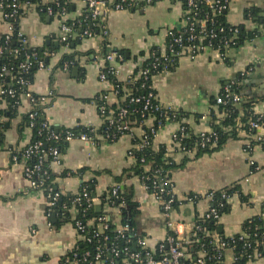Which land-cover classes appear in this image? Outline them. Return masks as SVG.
Instances as JSON below:
<instances>
[{
    "label": "crops",
    "instance_id": "crops-1",
    "mask_svg": "<svg viewBox=\"0 0 264 264\" xmlns=\"http://www.w3.org/2000/svg\"><path fill=\"white\" fill-rule=\"evenodd\" d=\"M3 1L0 0V6ZM54 1L28 0L29 5L20 19L19 29L30 49L49 46L54 49L53 53L46 54L47 66L36 72L30 92L46 98L43 116L50 125L70 130L84 126L98 132L91 143L68 142L60 160L51 163L56 188L63 194L77 195L82 184L93 183L96 211L103 210L119 228L122 211L104 206L102 202L108 191L120 184L137 205L138 214L133 220L135 232L144 236L146 246L155 251L168 239V221L178 224L182 238L190 237L197 221L213 209L211 193L238 184L245 200L240 195L229 198L230 211L220 217L218 225L219 233L226 238L243 235L244 224L264 214V145L260 143L246 150L257 138L264 141V0L232 1L227 12L228 23L259 34L242 47L231 50L227 60L216 51L208 50L195 59L181 57L175 70L153 78L158 104L185 115L181 121H170L162 126L152 143L156 151L161 147L170 149L169 154L178 167L169 179L178 205L168 216L139 178L124 176L136 164L133 150L138 147L134 140H141L147 130L155 126V119L149 117L134 126L132 135H122L115 141L106 140L99 133L105 120L96 97L105 94L109 106L118 105L120 101L114 83L100 80V63H95L94 56H100L106 48V52L120 53L123 60L116 59L109 64L118 71L116 80L128 83L153 49L157 48L161 54L165 52L168 33L184 27L182 4L159 0L144 8L112 11L106 20L109 31L106 40L97 35L63 46L59 40L61 21L39 12L40 6ZM105 1L112 7L116 0ZM70 2L66 20L72 22L84 15L86 5L83 0ZM251 9L259 10L261 23L246 19V11ZM7 32L0 7V40ZM66 57L74 62L70 69L61 68ZM232 84L239 86V93L235 94L239 102L251 101L254 114L263 120L255 129L256 134L241 130L240 122L239 138L228 140L212 153L196 159L195 153L192 157L175 153L174 137L183 125L194 135L210 134L214 126L219 125L225 115L220 111L217 98ZM3 108L7 110L6 103L0 105V110ZM28 110L29 103L24 98L15 117L2 116L5 128L0 131V264H60L80 236L71 222L56 226V219L49 220L47 197L31 187L25 177L26 161L23 156V159L19 157L33 138L31 129L21 128ZM122 177L123 181L118 183ZM190 196L197 198L188 201ZM235 260V254L229 250L217 264H235ZM244 264H264V248L263 253H256Z\"/></svg>",
    "mask_w": 264,
    "mask_h": 264
},
{
    "label": "trees",
    "instance_id": "trees-1",
    "mask_svg": "<svg viewBox=\"0 0 264 264\" xmlns=\"http://www.w3.org/2000/svg\"><path fill=\"white\" fill-rule=\"evenodd\" d=\"M9 3H11L13 0H5ZM4 3L6 4L7 2ZM21 2H28V0H20ZM118 1V0H116ZM115 1V2H116ZM221 3L224 2V0H219ZM183 10L189 11L188 17L191 19L193 23V33L198 38L203 34L207 35V38L202 43L205 47H211L213 50H219L227 60L228 56L227 54L231 50L238 49L242 47L247 41H251L252 39L256 38L258 36V32H248L244 30L242 27H235L228 23L227 21V12H217L216 14L213 13L212 8L206 3V0H194V6L191 8L188 5V0H181ZM59 4V5H58ZM48 8H51L54 12V14L61 15L63 12L68 14L71 10V2H68L67 0H58V3L54 2L52 4H49L47 6H40L39 12L42 16H48ZM8 12V11H7ZM23 13L22 11L19 12L21 15ZM259 10L251 9L246 11V19L256 21L261 23V18L259 17ZM24 16V14H23ZM19 17V16H18ZM53 18V17H52ZM206 20V29L203 30L200 21ZM69 25L73 27L74 33L76 34L75 39H71L69 41L70 46L72 43H78L76 40H81L84 38V32L85 31H91L94 24H96V20H93L91 18L90 12L86 9V12L83 16L79 17L77 20L73 22H68ZM19 24L20 19H17L16 21V29L19 30ZM191 24V23H190ZM93 33L96 34L99 30L98 27H93ZM190 27L189 25L186 27H183L180 30H172L171 35L168 36L167 39V46L171 44V42L174 40V38L178 36H183L184 42L183 45H188L186 43V39L190 35L189 31ZM60 40V39H59ZM76 41V42H75ZM61 42V41H60ZM226 43L228 44V48L226 49ZM63 46V44L61 42ZM193 44L200 45L199 39H196ZM106 47L108 46V42L106 41ZM0 48H3V54L0 56V71L3 68H6V72L4 74V77L2 78V82L7 84L12 81V76L19 77V66L23 63L29 62L31 64V68L27 74H24L23 77L26 81H28V88L22 87L18 84H16V81H13L12 90L15 91L16 96L15 98H12L10 95H6L3 97V100L7 104V110L3 108V110H0V115L9 117L10 119L15 117L18 114V109L20 106V97L21 95L25 94L29 87L33 85L34 76L36 72L39 70V63H43L44 66H47L46 64V54L49 55V53H53L54 49L52 47H48L47 49H29L26 46H23L21 43V39L17 37V31H15L14 35L12 36V40L7 42L6 36L2 37L0 40ZM19 50V54L15 55L14 51ZM176 52L180 50V46L177 45L175 48ZM107 51V48L103 50L102 52L105 54ZM33 53H37V60H27L26 55H30ZM119 55H121L119 53ZM122 56V55H121ZM96 57V56H94ZM73 62V60L69 57L64 58V60L61 63V68H63L65 63ZM178 64V59L171 56V54H168L167 59L165 60L162 57V54L159 52L157 48L153 49L152 52L149 55L148 60L142 65V68L144 70L148 71L147 78L141 76L140 78L135 80V75L138 74L139 69L136 71L133 78H131L128 83L123 84L121 82H118L115 78V76L112 74L113 67L110 66L109 63H106L105 65V72L107 73L108 79L114 83L115 91L118 92V99L119 104L115 106H109L108 103L104 99H100V96H97L95 99V102L97 103L98 107L102 105H106L107 111L106 116H108L111 112L118 113L119 107L127 106L129 110V116L128 119L132 123L133 127L139 126L141 123H143L145 120H147L149 117H154L155 119V126L147 130V136L150 138V140L153 143V140L155 138L156 133L158 130L164 126L167 122L170 121H181L183 119L182 113H175L170 110H166L162 108L161 111H155L154 108H150L149 111H144V100L138 104L131 103V99H138V98H144L147 99L149 94L157 95L156 91L153 89V77L161 74L164 71L172 72L175 70L176 66ZM239 86L238 84H232L230 88V93L228 94L229 97H227L226 93H222L225 98V104H219L220 105V111L225 117L221 120H219V125L214 126V131L210 134H205V137L202 135H194L189 132L188 128L183 125L184 128V135L180 133L178 135V142L181 143L182 147L187 152L188 150H194V158H199L200 156L208 153H212L218 149H220L223 145L226 144V142L230 139H238L239 138V131L240 128L238 124L241 122L242 129L246 131L248 134H256L255 129L251 128V122H256L258 125L263 123V120L261 117H258L253 112V103L251 101L247 103L243 102H234L232 99V95H235L239 93ZM37 99L41 98L39 96L34 95ZM105 96V94L103 95ZM158 103V101H157ZM154 102L153 104H157ZM46 108V105L44 106H36L34 108V112H37L39 116L34 121L35 127L32 129L33 132V143L37 142H43L44 146L42 147V157H43V167L42 170H49L50 171V165L52 163V158L49 156V150L51 148L58 149L60 155H62L66 149V146L68 145V142L66 141L67 132L70 131L74 134L75 137H79L82 134H85L89 137L94 138L96 134H98L97 131H94L91 128H87L84 126H77L74 129H65L60 127L52 126L44 119L43 111ZM242 115V116H241ZM29 114H25L23 117V122L21 125V128L27 127L29 128L31 124V120L29 118ZM241 116V118H240ZM214 117H216L214 115ZM216 119V118H215ZM240 119V120H239ZM261 119V120H260ZM260 120V121H259ZM44 123H47L49 125L48 129H42V125ZM5 124H0V131L4 130ZM152 131H155V134L152 133ZM228 131V132H227ZM116 132V128H110L108 124H105L101 131L99 133L102 134V136H106L107 134H112ZM52 135L58 137L57 139H54ZM213 135V136H212ZM215 135V136H214ZM2 135L0 132V144H1ZM117 140V139H116ZM111 141V140H110ZM204 141H206L205 145H203ZM264 142V141H263ZM142 144V139H136L134 140V145L136 147H139ZM257 141H251L250 144L246 147L247 151H250L254 145H258ZM261 145H264V143H261ZM177 152V150H175ZM23 153H21L20 159H23ZM170 149L167 147H161L160 150L156 151L153 148V145L151 144L148 147H143L141 149L136 148L133 150V155L136 159L135 166L129 170L126 171L124 176L125 177H137L139 178L148 188L150 193H154L155 188L158 187L159 190L161 188L162 182L169 181L171 177L172 171L178 169V167L175 165L174 158L170 156ZM188 159V157H185ZM38 160L35 157L30 158L28 161H26V165L28 167L33 168L37 164ZM34 181L37 182V184H40L43 179L41 177L38 178V176H35ZM123 181V177L121 179H118V183H121ZM52 187L54 192H58L60 194V197L56 201L53 207L49 208L48 212V218L51 222H53V217L55 216L56 219V226H61L65 223L71 222L73 225H75L77 222H81L86 226V229L84 232H81L82 236H85L86 239L79 241L77 243V248L73 252H69L62 260L70 259L73 260L74 254H77V260L80 261L79 264H96L95 262V255L97 254V249L100 248V250L103 252V261L105 264H127L124 263V259L126 256H124L123 251L125 248H129L131 252H135L137 254H140L143 259H145V256L148 253L152 254L155 261H161L168 253V244H161L157 247L155 251H152L150 249L142 250L138 246V240L139 238H145L144 236L137 235L132 237L129 232H125L123 235L118 233V228L116 225L111 221V219L108 220L107 225L108 228L104 230L103 232L100 231V227L98 222H95L92 226H87V223L91 220H97L104 215H107V219L109 218V215L105 212L96 211L95 204H93L91 207H88L86 201L80 196L82 188H88V192L90 194V197H93V191L94 186L93 183H84L81 186L80 192L77 195H67L61 193L54 184V177L50 172V178L48 180H45V186L44 188ZM240 186L238 184H234L228 188H225L221 191L213 192L211 193V197H213L211 203L212 208L218 211V214L223 216L224 214L228 213L230 211V205L228 203V199L231 198L234 195H240L243 200L244 197L241 194V190L239 188ZM112 190V188L108 191V193L103 197V205L105 206L108 204L110 207L115 208L118 207L121 204V200H117L116 198H110V200H106L109 192ZM122 198H124V202L126 204L125 208H122V225L124 226L126 224H130L132 228H135L134 226V218L138 214L137 212V205L133 202L132 195L127 190H122ZM161 191V190H160ZM46 195V193L44 192ZM163 200L168 202L169 200L173 199L174 202L171 205V208H175L178 205V201L174 197L172 193V189L169 187L164 190V193L162 194ZM194 197V196H191ZM197 198V197H196ZM77 199H81V203H75ZM66 207V209H65ZM73 209H76L77 216L73 215L71 212ZM127 215L130 217L127 218ZM195 227H202V231L198 232L197 230L194 232V238L190 237L191 240H198L199 243H191L190 245H185V248L187 249L189 255H191L190 259L184 264H196L198 260V253L200 250H204L208 257L205 259L206 264H217L215 261H208L210 257H212L214 254L217 253V250L215 246L213 245L212 239L210 237H206L203 233L205 231L213 233L216 232L218 235L225 241L230 243L231 241L229 238L224 237L223 234L219 233V225L218 222L210 219L205 220V218H201L197 221ZM94 232L98 233V236H95L93 234ZM243 234L247 235V238L240 240L241 235H237L234 237V246H231V248H234L233 253L235 254V264H244L248 260L254 258L256 253H263L264 248V214L260 217L253 218L249 221H247L244 224L243 227ZM170 235L175 237L174 233H170ZM105 238H107V241H105ZM88 239H91V242H89ZM233 245L232 243H230ZM113 249H119L123 254L119 255L118 257L115 256L113 253ZM227 252V251H226ZM226 252L223 253V257L225 256ZM85 253H90V256L87 261H84L83 255ZM71 264V263H67ZM129 264H135L133 261L129 262Z\"/></svg>",
    "mask_w": 264,
    "mask_h": 264
},
{
    "label": "built area",
    "instance_id": "built-area-1",
    "mask_svg": "<svg viewBox=\"0 0 264 264\" xmlns=\"http://www.w3.org/2000/svg\"><path fill=\"white\" fill-rule=\"evenodd\" d=\"M68 2H70V0H67ZM159 0H118L116 1L112 7H110V5L105 1V0H83L84 4L86 5V9L90 12L91 14V18L93 20H96V24L93 25L98 27L99 30L97 31L96 34H94L93 31V27L91 31H85L84 32V38H91V37H95L97 35H101L102 38L104 40H106L109 37V31H108V27L106 25V20H107V16L110 12L112 11H129V10H133L136 8H144L146 6L152 5L155 2H157ZM170 1H177L181 3V0H170ZM233 0H224L223 3H221L219 0H206V3L212 8L213 13L216 14L217 12H224V11H228L229 7L231 5ZM7 2V1H5ZM54 2L58 3V0H55ZM182 4V3H181ZM29 5V3L25 2H21L20 0H13L11 3L7 2L6 4L4 3V1L1 3V11H2V16L4 21L6 22L7 26H8V32L5 35L6 36V40L7 42L12 40V36L14 35L15 31H17V37L19 39H21V43L23 44V46H27V40L25 39L24 35L22 34L21 30L16 29V21L17 19H21L23 17V14H25L27 6ZM59 5V4H58ZM188 5L193 8L194 6V0H188ZM8 11V12H7ZM22 11L23 13H21V15L19 14V12ZM183 23H184V27L188 26L190 27L189 29V37L185 40L186 43L188 45H183L184 42V38L183 36H178L176 38H174V40L171 42V44L169 46L166 45V50L165 52L162 53V57L166 60L168 57V54L170 53L171 56L177 58L178 60L181 57L184 56H188L191 59H195L196 57H198L199 55L203 54L204 52L208 51V50H213L211 49V47H205L202 45V43L204 42V40L207 38L206 34H203L198 38L197 36L194 35L193 33V23L191 21V19L188 17L189 15V11H185L183 13ZM66 13L63 12L61 15L59 14H54L53 10L51 8H48V16L50 17H56L61 21V34H60V41L65 44V45H69V41L73 38L76 37V34L74 33L73 27L71 25H69L68 22L71 21H67L66 20ZM19 16V17H18ZM73 22V21H72ZM206 20L204 21H200L199 23L201 24L203 30L206 29ZM191 23V24H190ZM172 32L168 33V36L171 35ZM196 39H199L200 41V45L197 44H193L194 41H196ZM179 45L180 46V50L178 52H176L175 48L176 46ZM226 49L228 48V44L226 43ZM29 49V48H28ZM3 48H0V56L3 54ZM216 51L217 53H219L221 55V58L224 60L225 56L219 51V50H213ZM15 55L19 54V50L14 51ZM228 56V54H227ZM27 60L29 61L34 60L36 61L38 56L37 53H33L30 55H26ZM119 60L122 61L123 58L122 56L118 55V54H113L110 52H106L105 54L102 53L100 56L95 57V63H100V73H99V78L102 82H106L108 79L107 73L105 72V64L106 63H112L114 60ZM74 65V62H68L64 64V69H70L72 68V66ZM31 68V64L29 62L27 63H23L19 66L20 74H27L29 72ZM41 68H45L43 63H39V69ZM6 72V68H3L0 71V105L6 103L3 100V97H5L6 95H10L12 98H15L16 93L14 90H12V86H13V81H16V84L22 86V87H27L28 88V81H26L23 77V75H20L19 77L17 76H12V81L10 83H3L2 82V78L4 77V74ZM169 73L167 71H164L162 73ZM112 74L114 76L118 75V71L113 69ZM148 75V71L144 70L142 68V66H140L139 68V72L138 74L135 76V80L140 78L141 76L147 78ZM154 78V77H153ZM115 87V86H114ZM224 93L227 94V97H229V93H230V87H226L223 91ZM116 95H118V92L115 91ZM234 102H239L240 98L238 95H232L231 96ZM27 99L28 103H29V110L27 112V114H29V118L31 120V124L29 126V129H33L35 127V123L34 121L37 119V117L39 116V114L37 112H34V108L36 106H44L47 104V100L44 97H41L39 99H37L34 94H32L30 92V87L28 89V91L21 95L20 97V106L19 108L22 106V100L23 99ZM100 99H104L107 103V97L106 95H100ZM144 100V107L143 110L144 111H149L150 108H154L155 111H161L162 107L160 104L157 103L156 100V96L153 94H149L147 99L144 98H138V99H131V103L133 104H138L140 102H142ZM154 102H156L157 104H153ZM225 98L223 96V94H221L218 98H217V103L218 104H225ZM100 114L104 117V126L105 124H108L110 128H116V132L112 133V134H107L106 136H104V138L106 140H111V141H115L116 139H118L120 136L122 135H132L134 132V127L132 125V123L129 121L128 116H129V110L127 108V106H122L121 108L119 107L118 113H113L111 112L108 116H106V111H107V107L106 105H102L100 107H98ZM2 122V115H0V124ZM251 128L256 129L259 125L256 122H251ZM49 125L47 123H44L42 125V129H48ZM153 134H155V131H152ZM182 133L184 135V128H182L179 133L174 137V144H175V150H177V152L175 153H180V154H184L187 155L189 157H192L194 154V150H188L187 152L185 151V149L182 147L181 143L178 142V135ZM203 137H205V134L202 135ZM213 136V135H212ZM215 136V135H214ZM52 137L54 139H57L58 137L52 135ZM73 140H81L83 142L86 143H91L94 138L89 137L85 134L80 135L79 137H75L73 133H71L70 131L67 132V137H66V141L67 142H71ZM257 141L260 143H264L263 139L261 138H257ZM206 141H204L203 145H205ZM152 144V141L150 140V138L147 136V133H145L142 137V144L138 147L139 149L143 148V147H148ZM44 146L43 142H37V143H33V138H32V142L31 144L24 150L23 153V158L25 161H28L30 158L35 157L37 158L38 162L37 164L31 168L28 167L27 165L25 166V177L28 180L29 184L31 187L33 188H37L39 189L42 193H46V197L48 200V209L53 207L54 204L56 203V201L58 200V198L60 197V194L58 192H54L52 187H48V188H44L45 186V180H48L50 178V171L49 170H42L43 167V157H42V147ZM264 148V147H263ZM49 156L52 158V162H58L60 160V153L58 151V149L56 148H51L49 150ZM69 176H71V174H68ZM35 176L41 177L43 179V181L40 182V184H37V182L34 181ZM144 184V183H143ZM144 186L146 187L147 191L149 192V188L144 184ZM170 188L172 189V185L170 183V181H163L161 184V188L159 190L158 187L155 188L154 193H150L152 194V196L154 198H156V200L160 203L163 212L165 214V216H168L170 211L172 210L171 205L174 202L173 199L169 200L168 202L163 200L162 194L164 193V190L166 188ZM122 186L120 184H116L112 187V190L109 192L106 200H110V198L114 197L117 200H121V204L118 207H115L117 209L122 210V208L126 207V204L124 202V198H122ZM80 196L86 201L88 207H91L93 204H95L96 200L95 198H91L90 194L88 192V188H82ZM196 198L191 197L188 198V201H194ZM210 199H213V197H210ZM81 199H77L75 201V203H81ZM105 206H109L108 204H106ZM110 207V206H109ZM112 208V207H111ZM66 209V207H65ZM49 212V210H48ZM47 212V213H48ZM73 213V215L77 216V210L73 209L71 211ZM203 218H205V220H210L213 219L215 221H219L220 220V215L218 214V211L215 209L210 210ZM109 219H107V215H104L103 217L97 219V220H91L87 223V226H92L95 222H98L99 227H100V231L103 232L104 230H106L108 228L107 222ZM167 226L169 228V236L168 239L166 241V243L168 244V253L167 255L161 260V261H155L154 257L152 256V254L148 253L145 256V259L142 258V256L140 254H137L135 252H131L129 250V248H125L123 253L119 250V249H113V253L115 254L116 257H118L119 255L123 254L124 256H126V258L124 259V263L129 264V262L133 261L135 264H184V262L188 261L190 259V255L187 251V249L185 248V245H190L191 243H199L198 240H191L190 237L194 238L195 235V231L197 230L198 232L202 231V227H195L196 224L194 225L193 231L191 233L190 237L187 238H182L179 235V226L178 224H175L171 221L167 222ZM74 227L76 228L78 235L80 236V240H85L86 237L81 235V232H84L86 229V226H84V224H82L81 222H77ZM102 227V230H101ZM118 233L123 235L125 232H129L130 235L132 237L136 236L135 234V230L134 228H132V226L130 224H126L124 226L119 227L118 229ZM174 233L175 237L170 235V233ZM94 238L95 236H98L96 232H94ZM206 237H210L213 242V245L215 246L217 253L214 254L212 257L209 258L208 261H215V262H221L222 258H223V253L226 251L231 250L233 252L234 248H231V246H234V237L229 238V240L231 241L230 243H232L233 245H231L228 242H225L216 232L210 233L205 231L203 233ZM247 238V235L243 234L240 236V240H243ZM89 242H91V239H88ZM105 241H107V238H105ZM138 246L142 249V250H147L149 249L146 246V238H139L138 240ZM165 244V243H164ZM77 248V244L71 249L70 252H73L75 249ZM151 250V249H150ZM97 254L95 255V262L96 263H100V264H105V262L103 261V252L100 250V248L97 249ZM90 256V253H85L83 255L84 261H87L88 258ZM208 257L207 253L204 250H200L198 253V260L196 264H206L205 259ZM67 263H71V264H79L80 261L77 260V254H74V258L73 260L70 259H64L62 262L60 261V264H67ZM112 264V263H110Z\"/></svg>",
    "mask_w": 264,
    "mask_h": 264
},
{
    "label": "water",
    "instance_id": "water-1",
    "mask_svg": "<svg viewBox=\"0 0 264 264\" xmlns=\"http://www.w3.org/2000/svg\"><path fill=\"white\" fill-rule=\"evenodd\" d=\"M93 198H95V195H93ZM101 203V202H98V204ZM100 209V208H99ZM53 220L55 221V216L53 217ZM101 230H102V227H101ZM220 231L222 232V229H220Z\"/></svg>",
    "mask_w": 264,
    "mask_h": 264
}]
</instances>
